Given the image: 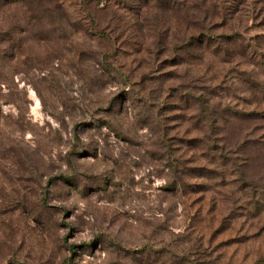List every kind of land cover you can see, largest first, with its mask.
Here are the masks:
<instances>
[{"label": "rangeland", "instance_id": "374dc122", "mask_svg": "<svg viewBox=\"0 0 264 264\" xmlns=\"http://www.w3.org/2000/svg\"><path fill=\"white\" fill-rule=\"evenodd\" d=\"M0 264H264V0H0Z\"/></svg>", "mask_w": 264, "mask_h": 264}]
</instances>
